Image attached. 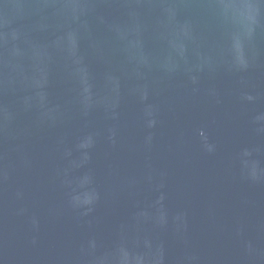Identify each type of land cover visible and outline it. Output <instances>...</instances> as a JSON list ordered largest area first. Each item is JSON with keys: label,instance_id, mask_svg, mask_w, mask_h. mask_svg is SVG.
I'll use <instances>...</instances> for the list:
<instances>
[{"label": "water", "instance_id": "1", "mask_svg": "<svg viewBox=\"0 0 264 264\" xmlns=\"http://www.w3.org/2000/svg\"><path fill=\"white\" fill-rule=\"evenodd\" d=\"M0 264H264V0H0Z\"/></svg>", "mask_w": 264, "mask_h": 264}]
</instances>
